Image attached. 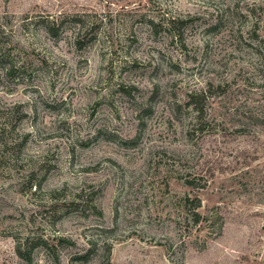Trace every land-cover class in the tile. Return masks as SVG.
Instances as JSON below:
<instances>
[{
    "label": "rangeland",
    "instance_id": "obj_1",
    "mask_svg": "<svg viewBox=\"0 0 264 264\" xmlns=\"http://www.w3.org/2000/svg\"><path fill=\"white\" fill-rule=\"evenodd\" d=\"M0 264H264V0H0Z\"/></svg>",
    "mask_w": 264,
    "mask_h": 264
}]
</instances>
